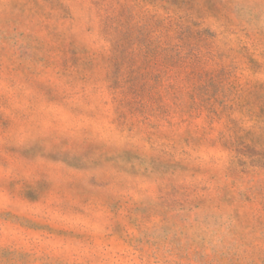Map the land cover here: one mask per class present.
I'll use <instances>...</instances> for the list:
<instances>
[{"label":"rangeland","instance_id":"1","mask_svg":"<svg viewBox=\"0 0 264 264\" xmlns=\"http://www.w3.org/2000/svg\"><path fill=\"white\" fill-rule=\"evenodd\" d=\"M0 264H264V0H0Z\"/></svg>","mask_w":264,"mask_h":264}]
</instances>
